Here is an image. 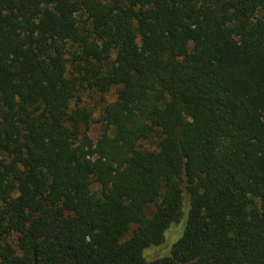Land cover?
Instances as JSON below:
<instances>
[{
	"label": "trees",
	"instance_id": "trees-1",
	"mask_svg": "<svg viewBox=\"0 0 264 264\" xmlns=\"http://www.w3.org/2000/svg\"><path fill=\"white\" fill-rule=\"evenodd\" d=\"M0 264H264V0H0Z\"/></svg>",
	"mask_w": 264,
	"mask_h": 264
},
{
	"label": "rangeland",
	"instance_id": "rangeland-1",
	"mask_svg": "<svg viewBox=\"0 0 264 264\" xmlns=\"http://www.w3.org/2000/svg\"><path fill=\"white\" fill-rule=\"evenodd\" d=\"M103 99L106 102H111L114 100V93L113 91L106 94L105 96H103L102 98L98 95H88V94H84L82 96V104L88 106L89 108H91L94 111V118H96L98 116V112H99V108L100 105L103 104ZM102 132V127L95 123L92 122L90 129H89V135L93 140H96L100 134ZM147 147L151 148V144H145Z\"/></svg>",
	"mask_w": 264,
	"mask_h": 264
}]
</instances>
